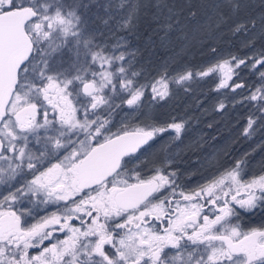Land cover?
<instances>
[{"label":"snow or ice","instance_id":"snow-or-ice-1","mask_svg":"<svg viewBox=\"0 0 264 264\" xmlns=\"http://www.w3.org/2000/svg\"><path fill=\"white\" fill-rule=\"evenodd\" d=\"M81 7L88 6L0 0V185L9 189L0 193V264H264V223L247 230L240 223L258 213L264 218V174L245 180L242 160L209 161L202 182L187 189L168 149L150 168L141 161L162 134L179 140L187 123L175 117L158 123L143 110L146 94L149 104L166 101L172 84L187 92L197 78L218 77L216 92L250 88L238 101L252 102L260 113L247 118L243 135L250 137L257 119L264 120V47L174 75L165 63L152 76L137 68L138 50H129L125 37L109 29L114 42L98 41ZM246 7L242 0H219L215 27ZM119 8L117 31L133 33L149 8L162 43L179 24L167 0H120ZM261 9L230 31L247 33L250 24L264 34V0ZM241 68L257 76L255 86L233 79ZM125 105L134 123L112 131L113 114ZM225 107L220 101L216 110ZM25 169L32 179L15 187L11 182ZM23 198L63 205L29 225Z\"/></svg>","mask_w":264,"mask_h":264},{"label":"trees","instance_id":"trees-1","mask_svg":"<svg viewBox=\"0 0 264 264\" xmlns=\"http://www.w3.org/2000/svg\"><path fill=\"white\" fill-rule=\"evenodd\" d=\"M68 2L71 3L72 0ZM77 2L88 6L78 8L77 11L86 21V28L96 35L98 41L113 39L114 42L109 29L114 31L116 36L125 37L129 42V50H138L137 68L143 66L146 73H154V75L160 72L165 63H168L171 74L174 75L177 70L190 67L195 71L231 55L243 58L264 47V34H261L259 25L252 28L249 24L247 33L241 31L233 34L230 31L236 22L247 23L250 17H257L262 10V0H242L248 7L237 16L231 17L227 23H221L219 28L215 27L217 17L213 11V6L219 0H167L169 6L177 13L174 19H178L179 24L169 33L168 40L164 43L160 39L162 34L155 32L157 23L152 16L155 9H147L146 14L142 11L136 30L130 34L123 30L117 31V22L123 13V9L119 8L120 0H77ZM105 6H108L107 9ZM191 12H195L196 15L191 16ZM209 16L213 18L212 21L203 19ZM105 20L107 24L104 23ZM195 32L199 33L198 36ZM191 33L193 42L188 45ZM249 40L253 41L254 47L245 46ZM184 43L187 44L186 47L182 46ZM212 48L216 49L215 53L211 51ZM175 51H182L177 59L171 58ZM238 72L239 76L233 77L236 82H244L249 86L256 85L257 76L248 69L241 68ZM197 81L193 80L186 85L189 90L191 86H194L197 104L193 102L186 110L184 98L181 102H174L172 98H169L167 105L160 106L153 115L158 123L170 122L173 117L178 121L187 119L181 138L170 141L169 135L173 133H166L163 136L167 138L161 146L170 148L171 151L174 149L178 151L177 154H172L175 157L173 167L178 170V182L185 186L201 183L202 177L210 171L209 161L213 164L219 161L221 164L231 166L236 160H242L244 162L242 174L245 179L264 174V120L257 119L250 137L243 135V128L247 124L249 115L254 118L260 116V113L252 106V102L238 103L249 94L250 88L238 89L235 93L230 90L227 94H219V98L215 100L217 95L213 99L208 95L200 96L202 86L206 94H210L212 90L208 82H204L200 87ZM181 89L183 94L189 93ZM220 101L226 105L222 111H207L206 108H217ZM202 107L204 111L200 114L198 112ZM125 109H128L126 105L115 113L118 114L120 110ZM185 111L188 113L186 116ZM124 113L125 111L122 112L123 121L134 123ZM156 152L155 159L163 158L162 150H156ZM251 219L252 225L249 227H259L264 223V218L259 213Z\"/></svg>","mask_w":264,"mask_h":264},{"label":"flooded vegetation","instance_id":"flooded-vegetation-1","mask_svg":"<svg viewBox=\"0 0 264 264\" xmlns=\"http://www.w3.org/2000/svg\"><path fill=\"white\" fill-rule=\"evenodd\" d=\"M204 84V83H203ZM200 96H205V90H204V86H202L201 91H200ZM119 110V109H117ZM123 110H120V112L117 114L115 113V115L113 114L112 117V131H116L117 128H119L121 126V123L124 122L123 121V114H122ZM122 114V115H120ZM131 124V122H129ZM162 134L159 138L156 139L155 143H153L152 148L148 151V153L141 155V161L144 163H147L148 168L152 167V164L150 163L151 160L155 157H157V152L156 150L159 151L160 146L163 145V141H165V139L167 137H164ZM35 142H33L34 144ZM38 147V146H37ZM162 155V153H161ZM145 156L147 157V160H145ZM56 160L53 158L50 162L46 161L45 164L41 167V170H43V167H47L50 166V163H55ZM136 161H133L131 164L128 165L129 168H132L136 165ZM142 174L143 175H148V169L147 168H142ZM32 179V175L28 172L27 169H25V172L23 175L18 176L17 180L12 181L11 183L15 186V187H19L20 184L24 183L26 180H31ZM195 187V185H190V186H186L187 189H191ZM7 190L8 187L6 185H0V193L2 194H7ZM23 207L27 208L31 211V216H26L25 219L27 220L28 224H32L34 222H36L37 220H39L42 217H46L51 215L53 212H56L58 210V208H60L63 205V201L59 202L58 204H43V203H39L36 201V198H31V202L29 201V198H23L22 201ZM75 223H79L78 221H76ZM240 223L242 225V227L247 230L248 228H250L249 226L252 225V219L251 217H247L244 216L241 218ZM54 236H57L61 239H63L64 234L63 233H59L56 232L54 233ZM47 244V241L45 242Z\"/></svg>","mask_w":264,"mask_h":264},{"label":"rangeland","instance_id":"rangeland-1","mask_svg":"<svg viewBox=\"0 0 264 264\" xmlns=\"http://www.w3.org/2000/svg\"><path fill=\"white\" fill-rule=\"evenodd\" d=\"M203 19H208V18H203ZM198 34L199 33H197V32H195V35L196 36H198ZM192 33L191 34H189V40H188V45H190V44H192ZM186 43H184V44H182V46L183 47H186ZM180 47V46H179ZM184 48H182V50H183ZM182 54V51H175L174 53H173V55L171 56V58H173V59H177V58H179L180 57V55ZM64 58L65 59H67L68 58V54H67V52L65 51V55H64ZM152 76H155L154 75V73L153 74H151ZM143 79V78H142ZM198 79V81H199V84H200V87L203 85V83L204 82H208V86H209V88L212 90V92L210 93V94H206L205 93V96H209V98H211V99H213V97H216V95H217V98L215 99V100H217L219 97V94H227V93H229L230 92V89H221L219 92H216V91H214V88H215V85H216V83L218 82V77H215V76H212V77H206V78H203V79H199V78H197ZM197 79H195L196 81H197ZM197 81V82H198ZM230 83H231V81H230ZM191 86V85H190ZM187 87V86H186ZM171 89H172V96L170 97V98H172L173 99V101L174 102H181V100H182V98H184L185 99V109L187 110V109H189L190 108V104H192L193 102H195L196 104H197V102H196V97H195V93H196V91H195V88H194V86H191L190 87V90H189V93L188 94H183L181 91H182V89L179 87V86H177V85H175V84H172L171 85ZM181 90V91H180ZM169 99V98H168ZM168 99L166 100V101H159V102H152L151 104H149V102L151 101V95H150V91H149V93L148 94H146V97H145V107H144V111L145 112H149V113H152L151 115H155V110H157L158 108H160V106H165V105H167V101H168ZM115 103L116 104H119L120 103V100H119V98H115ZM183 105H184V102H183ZM207 109V111L209 112V111H211V112H216L217 110H216V107H212V108H206ZM123 111H125V113H124V115L125 114H127V113H130L131 112V110L130 109H125V110H123ZM203 111H204V108L202 107V108H200V112H198V113H203ZM204 113H206V112H204ZM186 115H188V113H187V111H185V116ZM185 118V117H184ZM187 119L185 118V121H186ZM171 135H174V133L173 134H171ZM159 148V151H161L162 150V157L166 154L163 150L164 149H168L170 152H171V154H177V150L176 149H174V151H171V149L170 148H163V147H158ZM203 163V162H202ZM199 165H201V164H199ZM245 179V178H244ZM250 179H252V178H247V179H245V180H250Z\"/></svg>","mask_w":264,"mask_h":264}]
</instances>
